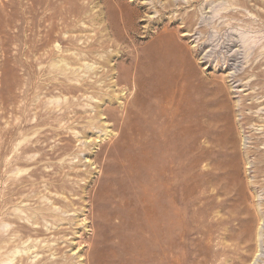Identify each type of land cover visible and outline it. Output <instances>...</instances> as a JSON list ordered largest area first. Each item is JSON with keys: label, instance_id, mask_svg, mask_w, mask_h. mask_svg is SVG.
<instances>
[{"label": "rangeland", "instance_id": "374dc122", "mask_svg": "<svg viewBox=\"0 0 264 264\" xmlns=\"http://www.w3.org/2000/svg\"><path fill=\"white\" fill-rule=\"evenodd\" d=\"M256 253L264 0H0V264Z\"/></svg>", "mask_w": 264, "mask_h": 264}, {"label": "bare ground", "instance_id": "6f19581e", "mask_svg": "<svg viewBox=\"0 0 264 264\" xmlns=\"http://www.w3.org/2000/svg\"><path fill=\"white\" fill-rule=\"evenodd\" d=\"M200 117V116H199ZM200 120V119H198ZM203 122V121H202ZM196 125V124H195ZM196 133H195V143H196V149L198 151V153H196V163L200 162L201 161V155L199 153V149H198V141L200 140V138L203 136V133L201 132V125L198 123L197 125V128H196ZM229 172V171H228ZM232 172V171H231ZM231 175V174H230ZM199 181V179L197 180ZM233 181V180H232ZM233 183V182H232ZM201 184V182H200ZM227 184V183H226ZM229 185V184H228ZM233 185V184H232ZM199 186V185H198ZM235 186V185H234ZM201 187V186H200ZM233 189V188H232ZM234 190V189H233ZM237 191V190H236ZM215 192V191H214ZM240 193V192H239ZM218 194V193H217ZM236 194V193H235ZM234 194V195H235ZM180 195V194H179ZM177 197V194L176 196ZM169 198H170V195L169 194H166L165 193V196H164V221H165V230L166 232L168 230H170V224H169V209H168V206H169ZM173 198V197H172ZM211 198V197H210ZM228 199V198H227ZM211 200V199H210ZM225 200V199H224ZM178 201V200H177ZM217 201V199H216ZM223 203L226 204V200L223 201ZM212 204V208L214 207H219L220 204L222 203H216V202H213L211 203ZM215 208V209H216ZM244 210V209H243ZM246 211V210H245ZM247 212V211H246ZM247 216H245V218L243 219V222L242 224H240V228L242 230V233H243V239H244V242L247 243V242H250L251 243V240L253 238V235H252V227H253V220L252 218L250 217V215L248 213H246ZM174 223H173V227H171L174 231H175V237L177 238V232H178V228H179V224H178V210L177 212L174 213ZM241 218V217H240ZM228 222V221H227ZM259 228V227H258ZM229 230V229H228ZM219 233V228L217 226V222H212L211 223V235H212V241H215V239L217 238V235ZM241 234V233H240ZM180 241V240H179ZM177 243V242H176ZM167 249V248H166ZM232 249V248H231ZM225 251H227V248L225 247L224 248ZM259 251V250H258ZM256 252V251H255ZM217 253V250L213 251L212 252V255L216 254ZM259 255V254H258ZM257 253L256 255L254 256V259L252 258V261L250 262V264H256L257 263V260H258V256ZM167 259V258H166ZM169 262V261H168Z\"/></svg>", "mask_w": 264, "mask_h": 264}]
</instances>
